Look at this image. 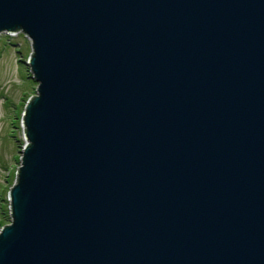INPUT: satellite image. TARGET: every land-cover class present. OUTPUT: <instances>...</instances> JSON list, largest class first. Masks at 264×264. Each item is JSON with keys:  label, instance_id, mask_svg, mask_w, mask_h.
I'll use <instances>...</instances> for the list:
<instances>
[{"label": "water", "instance_id": "obj_1", "mask_svg": "<svg viewBox=\"0 0 264 264\" xmlns=\"http://www.w3.org/2000/svg\"><path fill=\"white\" fill-rule=\"evenodd\" d=\"M35 95L0 264H264V0H0Z\"/></svg>", "mask_w": 264, "mask_h": 264}, {"label": "rangeland", "instance_id": "obj_2", "mask_svg": "<svg viewBox=\"0 0 264 264\" xmlns=\"http://www.w3.org/2000/svg\"><path fill=\"white\" fill-rule=\"evenodd\" d=\"M31 51V43L23 34H0V225L11 222L8 191L25 144L22 115L37 87L27 64Z\"/></svg>", "mask_w": 264, "mask_h": 264}, {"label": "trees", "instance_id": "obj_3", "mask_svg": "<svg viewBox=\"0 0 264 264\" xmlns=\"http://www.w3.org/2000/svg\"><path fill=\"white\" fill-rule=\"evenodd\" d=\"M16 179V178H15ZM8 182H9V180H8ZM1 224V223H0ZM2 226H5V224H3V225H0V228L2 227Z\"/></svg>", "mask_w": 264, "mask_h": 264}, {"label": "built area", "instance_id": "obj_4", "mask_svg": "<svg viewBox=\"0 0 264 264\" xmlns=\"http://www.w3.org/2000/svg\"><path fill=\"white\" fill-rule=\"evenodd\" d=\"M14 36V35H13Z\"/></svg>", "mask_w": 264, "mask_h": 264}]
</instances>
